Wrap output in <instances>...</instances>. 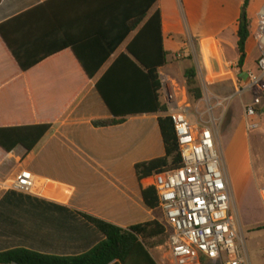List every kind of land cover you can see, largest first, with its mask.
<instances>
[{"label":"crops","instance_id":"obj_1","mask_svg":"<svg viewBox=\"0 0 264 264\" xmlns=\"http://www.w3.org/2000/svg\"><path fill=\"white\" fill-rule=\"evenodd\" d=\"M129 1L0 0V137L51 126L31 151L0 145V252L78 257L105 240L82 213L123 229L157 218L143 196L154 176L140 181L136 165L166 155L159 119L167 115H130L119 125H93L114 118L97 86L105 75L110 73V83L135 86L131 79L137 72L130 64L114 66L143 27L120 41L128 28ZM245 1L185 0L183 16L184 0H158L147 19L161 14L169 56L160 71L185 74L186 66H175L171 57L195 44L205 86L238 92L261 56L257 21L248 11L255 5L260 15L264 0H251L247 13L255 25L246 62L238 67ZM81 58L92 70L101 64L94 77ZM133 92L136 99L126 101L144 106L148 92ZM233 149L230 162L237 159ZM23 170L35 178L32 193L13 187Z\"/></svg>","mask_w":264,"mask_h":264},{"label":"built area","instance_id":"obj_2","mask_svg":"<svg viewBox=\"0 0 264 264\" xmlns=\"http://www.w3.org/2000/svg\"><path fill=\"white\" fill-rule=\"evenodd\" d=\"M255 39L260 50L257 71L238 89L249 92L254 104L245 106L246 120L257 116L264 96V11L259 15ZM166 115L174 124L182 163L154 175L160 210L169 235V253L174 264H250L247 240L241 235L240 215L234 209L229 178L218 149V133L213 111L233 101L219 98L206 113L193 114L185 87L159 72ZM208 114L209 119L204 116ZM248 127L250 125L248 124ZM15 190L32 193L36 188L30 171L23 170L14 181ZM264 206V187L259 190Z\"/></svg>","mask_w":264,"mask_h":264},{"label":"trees","instance_id":"obj_3","mask_svg":"<svg viewBox=\"0 0 264 264\" xmlns=\"http://www.w3.org/2000/svg\"><path fill=\"white\" fill-rule=\"evenodd\" d=\"M157 1H129L128 28L120 41H124L130 33L136 31L141 25L143 27L129 44L127 53L122 54L114 66L116 68L123 62L130 64L137 72L133 75V80L131 79L135 86L117 85L115 81L110 83L112 80L110 73L101 79L97 85L98 90L112 110L114 118L94 121L93 125L97 128L119 125L124 123L130 115L167 113V108L162 99V84L159 74L160 69L168 64L169 56L164 46L161 14L157 11L150 19H147L149 11ZM250 1H245L243 14L239 21L237 34L240 54L239 68H242L246 62L247 44L250 34L254 30L253 21L247 13ZM81 61L90 77H94L101 67L100 64L92 70L82 58ZM184 76L190 98L194 102L200 101L203 98V91L198 87L196 66L186 67ZM137 90L148 92V101L144 103V106H141L140 103H133L135 101H126L130 97L136 99L137 95L133 91ZM159 122L166 155L159 159L137 164L136 171L140 181L167 169L177 168L182 163L172 119L169 116H163L160 117ZM50 127V125H44L12 130L10 135L0 137V145L9 151L19 145L31 151L49 131ZM143 196L146 206L157 214L160 206L155 186L144 189ZM81 215L105 236V240L88 253L67 258L45 255L27 249H15L0 252V264H158L151 253V249L156 247L170 249L169 235L164 223L160 222L158 216L151 222L123 229L93 216L83 213ZM204 264H210V261L205 259Z\"/></svg>","mask_w":264,"mask_h":264},{"label":"rangeland","instance_id":"obj_4","mask_svg":"<svg viewBox=\"0 0 264 264\" xmlns=\"http://www.w3.org/2000/svg\"><path fill=\"white\" fill-rule=\"evenodd\" d=\"M185 8L187 5L184 0L183 16H187ZM248 13L255 21L258 20L259 14L257 16L255 5L250 7ZM171 60L175 66L194 65L197 68L199 56L196 45L190 46L187 51L183 49L179 54L172 56ZM169 76L176 79L188 92L184 74H170ZM198 87L203 91V98L194 102L189 96L193 114L196 117H199L197 112L206 113L219 98L233 95V101L229 105L226 104L225 109L219 107L213 111V118L217 124L218 149L229 178L230 190L234 197V209L240 215L241 235L247 240L249 263L264 264V206L259 195L260 188L264 187V96L257 116L246 120L245 106L254 104L251 93L245 92L242 95L233 89L219 91L213 86L207 87L201 76H198ZM204 119L208 120L209 115L206 114ZM235 145L236 148H234ZM232 149L237 158L234 162H230L229 159ZM157 214L160 222L165 223L162 211L158 210ZM151 253L161 264H174L169 250L165 247L153 248ZM210 264L220 263L210 262Z\"/></svg>","mask_w":264,"mask_h":264}]
</instances>
